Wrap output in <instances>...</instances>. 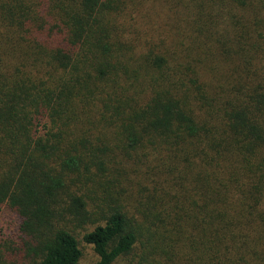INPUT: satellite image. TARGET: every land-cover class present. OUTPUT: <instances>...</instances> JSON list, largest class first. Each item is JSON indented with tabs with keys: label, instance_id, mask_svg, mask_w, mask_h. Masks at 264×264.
I'll list each match as a JSON object with an SVG mask.
<instances>
[{
	"label": "trees",
	"instance_id": "obj_1",
	"mask_svg": "<svg viewBox=\"0 0 264 264\" xmlns=\"http://www.w3.org/2000/svg\"><path fill=\"white\" fill-rule=\"evenodd\" d=\"M0 216V264H264V0H0Z\"/></svg>",
	"mask_w": 264,
	"mask_h": 264
},
{
	"label": "rangeland",
	"instance_id": "obj_2",
	"mask_svg": "<svg viewBox=\"0 0 264 264\" xmlns=\"http://www.w3.org/2000/svg\"><path fill=\"white\" fill-rule=\"evenodd\" d=\"M219 30L222 32V31H224V28L219 29ZM1 222H2V217L0 216V224H1ZM79 242H80L79 243V249L82 253V256H81L78 264H95L97 262L98 258L94 254L92 248L85 245L84 243H82L80 241V238H79ZM141 252L142 251H141L140 247L137 246L135 251L131 255L121 257L114 264H138L139 257L142 255ZM159 263H163V261L161 260Z\"/></svg>",
	"mask_w": 264,
	"mask_h": 264
}]
</instances>
